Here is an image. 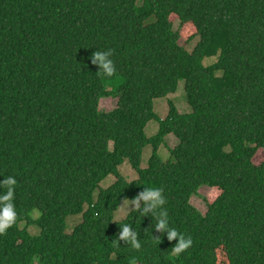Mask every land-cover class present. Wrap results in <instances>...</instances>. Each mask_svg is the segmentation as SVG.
<instances>
[{"label":"trees","instance_id":"obj_1","mask_svg":"<svg viewBox=\"0 0 264 264\" xmlns=\"http://www.w3.org/2000/svg\"><path fill=\"white\" fill-rule=\"evenodd\" d=\"M171 15L194 27L192 51L179 43ZM109 50L111 76L92 59ZM181 78L191 111L168 98L160 118L154 100L175 92ZM109 95L117 105L101 111ZM152 119L159 127L147 136ZM169 134L178 143L164 159L159 147ZM259 149L264 0H0V194L3 181H16V219L0 233V264H264ZM125 159L137 179L120 173ZM109 174L115 181L94 197ZM205 184L220 193L202 213L190 198ZM152 185L164 205L143 214L141 199L114 220L124 200ZM163 210L169 227L192 239L178 255L179 236L156 229ZM76 214L82 220L69 233L67 217ZM123 225L136 232L138 249L119 238Z\"/></svg>","mask_w":264,"mask_h":264},{"label":"rangeland","instance_id":"obj_2","mask_svg":"<svg viewBox=\"0 0 264 264\" xmlns=\"http://www.w3.org/2000/svg\"><path fill=\"white\" fill-rule=\"evenodd\" d=\"M171 21L173 22V29L176 31H179L181 35L179 39V43L181 45H184L185 48H187L189 51H192L194 46L196 45L199 37L196 35L191 38V40H186L188 35H191L194 33V27L192 28L190 25L181 23L180 19L176 15H171L170 17ZM217 60V56L213 55L210 57H205L203 59L204 65H209L214 63ZM219 74V73H218ZM185 80L184 78H181L179 80L177 89L175 92L170 93L168 97H159L154 100V111L160 118H165L168 113V98H171L175 104L177 105L180 112H190L191 107L187 102V96L185 92ZM113 85L109 83L108 89H112ZM118 97L116 96H104L100 99L99 102V108L101 111H109L112 110L117 105ZM159 127V122L156 119L150 120L146 127H145V133L147 136H153L156 134ZM112 143V142H111ZM110 143V144H111ZM178 138L170 134L166 136L165 142L159 147V154L164 159L169 158V147L173 148L177 145ZM142 158H141V168L147 167L148 159L152 153V146L147 145L143 148L142 152ZM264 159V149H259L254 156L253 160L256 163H259ZM119 171L120 173L128 180H134L138 178L137 171L132 167L130 161L128 159H125L124 162L119 165ZM115 176L113 174L107 175L100 183L99 186L94 190L93 196L96 197L97 193L100 188H105L111 185L115 181ZM220 193V189L217 187H212L209 185H202L198 189L196 194H193L190 198L191 203L202 213H205L207 211L208 203L212 202ZM140 205V202L138 201L137 204H133L132 200H124L117 210L114 212V220H121L127 216V214L132 210L133 208H136ZM40 215V212L38 209H34L31 211V216L36 219ZM82 220V214H76V215H70L67 217V227L66 231L71 232L75 225H77ZM25 225V222L21 223V227ZM28 231L32 235H37L40 232V227L37 224H31L28 226ZM33 264H40L39 262L35 261Z\"/></svg>","mask_w":264,"mask_h":264},{"label":"clouds","instance_id":"obj_3","mask_svg":"<svg viewBox=\"0 0 264 264\" xmlns=\"http://www.w3.org/2000/svg\"><path fill=\"white\" fill-rule=\"evenodd\" d=\"M109 53H111V50L103 55L99 51L93 53L92 55L93 62L98 60L102 63L101 73L107 76H111L115 70L113 61L111 59L106 60ZM2 183L7 186V191L0 194V233H3L8 227H10L16 219V211L13 204L14 192L12 188L16 181L15 179L9 177ZM141 199L145 201V206L142 211L143 214H146L149 208L156 210L161 205L165 204V198L162 196L161 190L155 185H152L149 188H144V191L132 199V203L138 205V201ZM159 216L166 218L157 220L156 229H167L168 238L170 240L179 236V240L173 249L174 254L178 255L192 244V239L190 236L184 237L182 235H178L176 229L169 227L166 210L161 211ZM136 235V232L130 230L128 225H123L120 230L119 238L129 240L132 247L138 249L140 247V243L137 241Z\"/></svg>","mask_w":264,"mask_h":264},{"label":"crops","instance_id":"obj_4","mask_svg":"<svg viewBox=\"0 0 264 264\" xmlns=\"http://www.w3.org/2000/svg\"><path fill=\"white\" fill-rule=\"evenodd\" d=\"M170 135V134H169ZM168 136V135H167Z\"/></svg>","mask_w":264,"mask_h":264}]
</instances>
